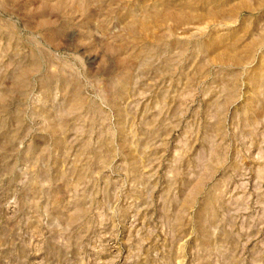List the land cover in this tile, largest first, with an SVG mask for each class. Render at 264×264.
<instances>
[{"label": "rangeland", "instance_id": "374dc122", "mask_svg": "<svg viewBox=\"0 0 264 264\" xmlns=\"http://www.w3.org/2000/svg\"><path fill=\"white\" fill-rule=\"evenodd\" d=\"M0 264H264V0H0Z\"/></svg>", "mask_w": 264, "mask_h": 264}]
</instances>
